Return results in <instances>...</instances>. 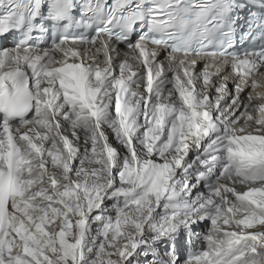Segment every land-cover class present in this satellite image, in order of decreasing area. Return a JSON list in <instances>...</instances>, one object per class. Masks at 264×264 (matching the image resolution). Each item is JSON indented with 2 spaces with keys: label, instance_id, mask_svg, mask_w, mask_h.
<instances>
[{
  "label": "snow or ice",
  "instance_id": "1",
  "mask_svg": "<svg viewBox=\"0 0 264 264\" xmlns=\"http://www.w3.org/2000/svg\"><path fill=\"white\" fill-rule=\"evenodd\" d=\"M4 35L0 264H264V0H0Z\"/></svg>",
  "mask_w": 264,
  "mask_h": 264
},
{
  "label": "bare ground",
  "instance_id": "2",
  "mask_svg": "<svg viewBox=\"0 0 264 264\" xmlns=\"http://www.w3.org/2000/svg\"><path fill=\"white\" fill-rule=\"evenodd\" d=\"M4 47H9L10 48V46H9V44H8V41H6V44H5V46ZM3 47V48H4ZM122 51H126V50H122ZM161 59H162V57H161ZM199 67L201 68V69H203V62H200V65H199ZM137 70H140L139 68L137 69ZM259 80H260V83H261V87L259 88V89H257V91L258 92H264V81H262L260 78H259ZM229 88H232V84H231V82H229ZM251 91V89H246L245 90V92H243L242 94H241V100L244 102V103H247L248 102V93ZM260 101H257V103H259ZM248 131H253V129L252 128H248ZM113 143H115L114 141H113ZM237 188H238V190H246L243 186H240V185H237Z\"/></svg>",
  "mask_w": 264,
  "mask_h": 264
}]
</instances>
